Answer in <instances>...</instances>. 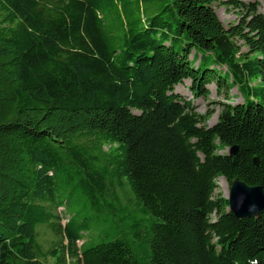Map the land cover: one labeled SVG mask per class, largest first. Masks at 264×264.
Segmentation results:
<instances>
[{"label":"trees","instance_id":"1","mask_svg":"<svg viewBox=\"0 0 264 264\" xmlns=\"http://www.w3.org/2000/svg\"><path fill=\"white\" fill-rule=\"evenodd\" d=\"M261 2L0 0V264H264L217 193L264 188ZM187 81L242 104L208 127Z\"/></svg>","mask_w":264,"mask_h":264},{"label":"rangeland","instance_id":"2","mask_svg":"<svg viewBox=\"0 0 264 264\" xmlns=\"http://www.w3.org/2000/svg\"><path fill=\"white\" fill-rule=\"evenodd\" d=\"M247 2L248 3L254 2V0H247ZM214 9L216 11L218 18L220 19V21L226 28H229L230 26L237 24V22L239 21V13L237 11L227 10L226 8L221 7L218 4H215ZM260 12L264 15V3L263 2H261ZM202 56L203 54H198L196 56L197 60H196L195 66L200 64ZM205 60H206L208 67L210 66L211 68L216 70L218 73H222V74L225 73L226 71L225 68H218L215 66L213 55L211 56L205 55ZM203 69L204 67H202V70ZM190 87H191V83L187 81L183 85H180L175 89V94L182 97L186 102H191L196 112L200 115H205L207 112H214L212 118L207 123L208 127H212L217 123L218 114L221 110L222 104H229L231 106L242 104V98L236 88H233L230 91L228 96L219 97L217 94L216 87L214 85H211L208 87V90L210 91L209 99H202V98H196L193 95ZM227 153H228V150L221 152L222 155L227 154ZM217 187H218L217 193L222 195L224 198H227L226 192L229 194L230 185L223 178H218ZM62 211L63 209H61V212ZM148 224L149 222L144 223L145 226H148ZM145 228L143 229L144 232L146 231ZM46 238L48 237L46 236ZM89 239H90V236H86V240H89ZM98 243H101V239H98L95 242V244H98Z\"/></svg>","mask_w":264,"mask_h":264},{"label":"water","instance_id":"3","mask_svg":"<svg viewBox=\"0 0 264 264\" xmlns=\"http://www.w3.org/2000/svg\"><path fill=\"white\" fill-rule=\"evenodd\" d=\"M237 148L229 150V155H236ZM255 165L259 160L255 159ZM229 202V212L236 218L255 219L264 215V188L261 186L250 187L239 179L230 184V192L226 198Z\"/></svg>","mask_w":264,"mask_h":264},{"label":"bare ground","instance_id":"4","mask_svg":"<svg viewBox=\"0 0 264 264\" xmlns=\"http://www.w3.org/2000/svg\"><path fill=\"white\" fill-rule=\"evenodd\" d=\"M226 195L228 196L229 194L226 192Z\"/></svg>","mask_w":264,"mask_h":264}]
</instances>
